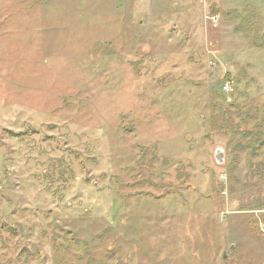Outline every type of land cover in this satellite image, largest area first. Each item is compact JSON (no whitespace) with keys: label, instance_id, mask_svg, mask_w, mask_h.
Instances as JSON below:
<instances>
[{"label":"rangeland","instance_id":"obj_1","mask_svg":"<svg viewBox=\"0 0 264 264\" xmlns=\"http://www.w3.org/2000/svg\"><path fill=\"white\" fill-rule=\"evenodd\" d=\"M0 264H264V0H0Z\"/></svg>","mask_w":264,"mask_h":264},{"label":"water","instance_id":"obj_2","mask_svg":"<svg viewBox=\"0 0 264 264\" xmlns=\"http://www.w3.org/2000/svg\"><path fill=\"white\" fill-rule=\"evenodd\" d=\"M215 158L218 162L224 161L223 159H225L224 156V151L223 150H218L217 153L215 154Z\"/></svg>","mask_w":264,"mask_h":264},{"label":"built area","instance_id":"obj_3","mask_svg":"<svg viewBox=\"0 0 264 264\" xmlns=\"http://www.w3.org/2000/svg\"><path fill=\"white\" fill-rule=\"evenodd\" d=\"M230 84H231V82L228 81V82H226V84L224 85L223 90H224L225 92H227V91L230 90Z\"/></svg>","mask_w":264,"mask_h":264},{"label":"trees","instance_id":"obj_4","mask_svg":"<svg viewBox=\"0 0 264 264\" xmlns=\"http://www.w3.org/2000/svg\"><path fill=\"white\" fill-rule=\"evenodd\" d=\"M251 136V134H249Z\"/></svg>","mask_w":264,"mask_h":264}]
</instances>
